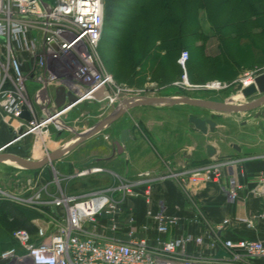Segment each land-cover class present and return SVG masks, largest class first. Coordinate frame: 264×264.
<instances>
[{
  "label": "built area",
  "instance_id": "obj_1",
  "mask_svg": "<svg viewBox=\"0 0 264 264\" xmlns=\"http://www.w3.org/2000/svg\"><path fill=\"white\" fill-rule=\"evenodd\" d=\"M104 16V0H55L50 7H45L41 0H0V114L11 120H22L15 128L24 130L12 142L32 134L37 144L45 147V155L49 157L47 136L50 134V126L62 130L61 118L73 106L85 100L108 101L109 105L120 102L119 88H115L112 82L115 95H91L96 83L90 85L84 81L86 75L94 78L91 72L94 75L98 73L96 64L100 60L97 51L104 31ZM78 42L80 44L74 46ZM71 53L79 58L84 67L88 66L83 74L73 70L69 58ZM24 56L34 59V66L41 71L37 75L42 83L37 93V103L44 105L52 102L48 93L49 86L63 87L78 100L48 112L44 109L45 115L38 117L28 92L29 75L23 67ZM188 58L189 52L183 51L179 63L185 66ZM262 73L264 71L249 69L232 83H218L214 87L208 84L206 89H226L236 83L241 91L254 83ZM24 107L31 116L30 121L22 119ZM236 161L233 158L215 159L197 167L170 168L159 178L174 179L185 189L192 185L219 183L223 168H234ZM101 171L102 168L94 167L78 174ZM113 175V184L81 194L61 191L50 201L41 200L39 192L29 196L5 192L4 197L19 204L39 207L51 202L56 208H63L64 213H51L47 226L38 228L36 238L26 229L16 230L14 237L23 252L18 253L15 247L8 248L1 252L0 261L9 260L11 264H264V241L261 239L221 238L210 234L206 239L203 235L193 233L164 239L163 236L179 224L180 217L167 214L163 207L158 211L152 208L147 211L150 222L155 224L154 242H151L148 234L137 235L133 229V211H126L125 202L130 197L142 194L148 203L151 202L150 186L144 191L140 186L147 180L152 181V174L140 173L134 180L116 173ZM255 178L256 186L252 191L256 196L264 198V169ZM242 189L243 184L235 173L229 177V185L223 188L228 199L233 202L238 199ZM194 207L196 215L192 221H204L201 208L197 204ZM104 220L113 232L127 230L128 238L111 237L100 232L99 226ZM243 220L247 226L254 228L259 221L264 220V212H255ZM228 223L230 219H224L219 227ZM142 228L147 232L149 222ZM192 244L198 246L195 253L189 251ZM206 247L212 251L203 250ZM218 248L223 249V255L217 254Z\"/></svg>",
  "mask_w": 264,
  "mask_h": 264
},
{
  "label": "crops",
  "instance_id": "obj_2",
  "mask_svg": "<svg viewBox=\"0 0 264 264\" xmlns=\"http://www.w3.org/2000/svg\"><path fill=\"white\" fill-rule=\"evenodd\" d=\"M41 1L45 7H50L55 2V0ZM199 44H201V41ZM208 44V54L215 55L219 52L218 40L215 37H212ZM209 47L213 51L210 49L208 52ZM24 59L23 67L29 75L28 92L33 100L37 116L42 118L45 115L44 109L47 112L53 110L58 102L63 103L66 100V96L59 87L49 86L48 93L52 98V102H46L44 105L37 103V93L42 87L37 75L41 71L34 66L31 58L24 56ZM177 95L167 93L151 95L150 97ZM218 96H216L218 99H215V97L213 100L225 101L223 99L219 100ZM237 100L241 101L242 99ZM85 104L88 106H103L102 115L94 124L104 120L115 108L97 101H87L82 105ZM190 108H196V110H190ZM130 111H133L130 124L120 132L115 140L108 142L110 146L91 145L92 141L98 139L97 137H100V135L105 137L107 132L118 126L121 123V118ZM72 112L73 110L62 116L63 130H58L54 125L50 126V134L47 138H49L50 154L54 157L51 162L46 161L47 157L43 153L41 145L36 143L33 145L35 136L32 134L10 143L19 135L20 128L16 129L15 127H18L22 120H11L5 117L4 114H0V148L6 145L0 150V154L12 157L18 156L25 160L30 159L35 164L41 163L37 168H30L13 160L14 158L1 161L0 198H6L3 195L5 192L17 193L22 191L29 193L26 190L27 184L25 183L28 181L34 183L30 188L31 191L35 189V184L40 181V185H43L42 187L46 189L47 193V196L45 195L42 198L40 194V198L43 201H50L54 192L50 190L51 188H49V192L47 185L52 182L51 178L56 169L65 171L68 178L73 179L82 176L78 174L82 170L100 167L103 169L101 172L108 174V180L110 181L114 180L113 174L115 173L134 180L139 177L140 173L150 172L153 180L144 182L140 189L144 191L143 189L150 186L151 202L148 203L143 194L130 197L125 202L126 211L128 209L133 211V229L136 230L137 235L148 234L151 242H154L156 236L155 224L150 222L147 211L150 208L153 211H158L163 207L167 214L180 217L179 224L172 227L163 236L164 239H170L184 233H193L203 235L206 239L210 234L221 238L238 239L248 237L264 241V220L259 221L254 228L247 226L243 220L255 212H264V198L256 196L252 191L256 186V175L264 169V104L256 110L238 113H214L205 108L187 104L134 106L99 133L86 139L76 147L70 148L78 137L77 133L84 131L83 129L75 130L74 127L67 124ZM191 113L202 118L210 117L214 113L213 120L216 123L214 129L212 130L209 124L207 125V131L197 128L189 119ZM88 128L86 127L85 130ZM121 136L125 139V144L121 145L120 148L116 145V142H120ZM35 154L39 157L33 156ZM227 158H233L237 161L234 168H223V175L219 183H209L203 186L192 185L185 189L174 179L159 178L160 175L170 169L169 167H197L211 160ZM80 166H84V168L81 169ZM79 169L81 170L78 171ZM93 173L83 176L92 175ZM232 173L237 174L243 184V189L240 190L239 197L234 202L228 199L223 190L224 186L229 185V177ZM38 191L36 190V192ZM40 191H42V188H40ZM194 204H197L203 211L204 221H192V218L196 215ZM42 205L49 206L51 213L54 211L64 213L63 208H56L51 202ZM41 206L32 208L42 211L44 209ZM51 213L49 216H51ZM227 218L230 219V223L220 228L219 225ZM41 220L47 225L50 219L48 221L44 218L34 219L38 228L44 226L39 224ZM148 222L149 229L146 232L142 226ZM107 226L106 220H104L99 226V231L111 237L128 238L127 230L113 232ZM197 250L198 246L190 245V252L195 253ZM203 250L212 251L207 247ZM217 254L223 255V249L218 248Z\"/></svg>",
  "mask_w": 264,
  "mask_h": 264
},
{
  "label": "trees",
  "instance_id": "obj_3",
  "mask_svg": "<svg viewBox=\"0 0 264 264\" xmlns=\"http://www.w3.org/2000/svg\"><path fill=\"white\" fill-rule=\"evenodd\" d=\"M104 6V31L115 29L117 35H105L103 31L100 45L113 42L118 68L151 67V77L159 80L166 79L168 72L162 71V77H158L160 69L155 65L177 61L181 49L192 46L207 62L209 75L232 83L246 65L255 62L241 53L242 40L256 35L264 37V0H104ZM212 37L218 40L219 52L215 55L207 53ZM237 89L235 83L224 91ZM103 175L90 179L75 177L73 180L80 181L82 190L68 192L81 194L105 187L108 174ZM41 207L44 210L0 198V254L11 247L23 252L14 237L18 229H26L36 238L38 225L34 219L51 218L50 207ZM0 264L11 262L2 260Z\"/></svg>",
  "mask_w": 264,
  "mask_h": 264
},
{
  "label": "rangeland",
  "instance_id": "obj_4",
  "mask_svg": "<svg viewBox=\"0 0 264 264\" xmlns=\"http://www.w3.org/2000/svg\"><path fill=\"white\" fill-rule=\"evenodd\" d=\"M104 33L105 35L108 34L110 36L117 35V33L115 32V29L109 30L105 28ZM242 41H243L242 43L243 48L241 50V53H243V55L246 58L254 59L255 62L254 64L246 65V67L240 72L239 76L242 75L244 71L249 70V69H256L258 71H264V63H262L264 59V37L256 35L255 37H252L250 40L249 38H244ZM250 42H253V43L250 44ZM210 49L211 48L209 47L208 52ZM186 50L189 52L190 58L186 60L185 66L179 63L180 56L177 58V61L170 62L169 60H167L165 64L163 65H159V66L155 65V67H158L160 69L158 73V77H162L160 74L162 71L168 72L166 79H170V81L167 82L166 79L159 80V79L152 78L151 77L152 73L150 70L151 67H145L146 70H144V67H143L144 65L138 66L135 69L131 67V70L129 68L127 69V67H123L122 69L118 68L117 62L115 61L118 57V54L114 50L113 42L100 45L97 51L98 60H100V62L99 64H96L97 65L96 70L98 73L97 74L95 73L94 75L91 72V69H89V71L91 72V75L94 76V78L90 79L89 82L93 81V83L98 84L92 89V91L93 90L97 91V89L102 88L105 93L109 95H115L116 90L112 88L111 85L113 84L115 88L116 87L119 88L117 90L118 92H120L118 93L120 102H118L117 104H110V105L107 104L108 101L103 102L104 104L112 108L118 106L125 99L131 98V97L161 95V94H167V93H172L174 95L183 94V95H188V96L196 97V98H209V99H213L219 95L218 96L219 100L221 99L227 100L228 98L232 96L235 97L236 99L241 98V94L237 93L238 90L224 91V89H220V90L214 91V90L206 89L207 88L206 85L212 82H218L221 85L225 84V82L220 81L221 79H218L208 74L207 69H206L208 67L207 62H205V60L201 57V54L195 47L190 46L189 48L185 47L181 49L180 55L183 51H186ZM211 50L213 51V49ZM69 58L70 60L75 58L76 65L83 66V63H81L78 60L79 58L77 59L76 55L71 53ZM194 61H195V66L193 68ZM31 62L33 63L34 59H32ZM29 67L30 65L28 66V68ZM81 71H82V74L83 72H85L84 67L81 68ZM130 71L134 73H131ZM104 76H106L107 79ZM102 77L104 80L102 79ZM207 77H210V79L207 80L206 79ZM96 78H101L103 82L101 83V79H96ZM200 80H203V81H200ZM97 86H100V87H97ZM215 99H218V98L216 97ZM87 101L88 100L80 102L71 108L73 109V112L71 113V117L69 118V123L67 124L69 126L74 127L75 130H82V129L85 130L86 127L88 128L91 125H93L94 122L99 119L100 115H102V108H103L102 105H95V106L94 105L88 106L87 104L82 105L84 102H87ZM190 110H196V108H190ZM131 116H133V111H130L129 113L125 114L121 118V123L118 126H116L114 129L112 128L109 132H107L105 134V137L103 135H102L103 137L101 135L100 137H97L98 139H95L94 141H92L91 145L110 146L108 142L109 141L112 142L113 140H115L116 137L120 134V132H122L125 129V127L128 126V124H130ZM35 143L37 144L36 138L34 137L33 145ZM42 150H43V153L46 154V151H44L45 150L44 146L42 147ZM31 154H32V151H31ZM33 156H35L36 158L37 156L39 157V155L37 154ZM80 167H82L81 169L84 168V166H80ZM169 168L173 169L172 167H169ZM81 169H79L78 171H80ZM104 173L105 172L93 173L92 175H86V176L82 175V176H78V178L80 177L87 178V179H90L92 177L99 178V177L104 176L103 175ZM51 180L52 182L47 185V190L49 191V188H51L50 190L54 192L53 196L59 195L61 191L64 193L71 194L68 192V190L70 191L72 189L82 190L81 184L79 183L80 181L75 180V179L73 180L72 178H68L65 171H59L56 169L55 174L53 175ZM105 182H106L105 183L106 185L113 184L115 182V179L113 181L108 180ZM25 184H27L26 190H28L29 193H25L22 191L17 192L21 196H29V194L31 195L33 192H36V190H39L38 192H40L41 198L44 197L45 195L47 196V193L45 191L46 189L42 187L43 185H40V181H38L35 184L36 185L35 189L31 191H30V188L33 186L34 183L28 181ZM40 188H42V191H40ZM44 220L46 219L44 218ZM46 221H48V219ZM39 224L41 226L43 225L47 226L46 224L43 223V220L39 221Z\"/></svg>",
  "mask_w": 264,
  "mask_h": 264
},
{
  "label": "water",
  "instance_id": "obj_5",
  "mask_svg": "<svg viewBox=\"0 0 264 264\" xmlns=\"http://www.w3.org/2000/svg\"><path fill=\"white\" fill-rule=\"evenodd\" d=\"M59 89L63 93H65V96L68 102L67 104H65L64 102L59 103L57 100L58 102L57 106L60 107L64 104H65L64 106L66 105L68 106V105L75 103L78 100V98L73 93L66 91L65 88L60 87ZM240 93H241V96L243 97L241 101H238L233 96L228 98L225 101H218V100H213L209 98H196V97H191V96L183 95V94L182 95L179 94L177 96H169V97H165V96L144 97L142 96V97L131 98L130 100L125 101L124 103H121L118 106H116L114 110L104 120H101L95 123L90 128L82 132H78L77 133L78 137L71 144L70 148L76 147L77 145L85 141L86 139L99 133L106 126L114 123L117 119L123 116L129 109L133 108L134 106H141V105L174 106L177 104H187L191 106L202 107L207 110L213 111L214 113L215 112L238 113V112L256 110L258 107L264 104V73L257 76L255 79V82L243 88ZM214 113H212L211 116L207 118H202L194 113H191L189 115V119L191 122L195 124L197 128H199L202 131H207L208 124L210 125V128L213 130L216 124L215 121L213 120V118L215 117ZM22 118L26 119L27 121L31 120V116L28 113L26 107L23 108ZM19 134L20 135L23 134V129L19 131ZM123 144H125V139L121 136L120 142H116V145L120 147ZM4 147H6V145L1 147L0 150H2ZM8 158H14L13 160L17 161L18 163L24 166L30 167V168H34V167L37 168V166L41 164V163H38V164L32 163L30 159L25 160L24 158H21L18 156L12 157L10 155L0 154V162ZM53 159L54 157L50 154L49 157H47L46 161L51 162Z\"/></svg>",
  "mask_w": 264,
  "mask_h": 264
},
{
  "label": "bare ground",
  "instance_id": "obj_6",
  "mask_svg": "<svg viewBox=\"0 0 264 264\" xmlns=\"http://www.w3.org/2000/svg\"><path fill=\"white\" fill-rule=\"evenodd\" d=\"M79 44H80V42L76 43L74 46H78ZM77 61H78V60H77ZM71 64H72V66H73V70H74V71H78L79 73H82L81 68L84 67V66L76 65V59H75V58H73V59L71 60ZM86 68H88V66H85V67H84V70H85V71L87 70ZM88 74H89V73H88ZM90 79H92V78L89 77L88 75H86L84 81L86 82V80H87L86 83H90V85L95 84V83H93V81H92V82H89ZM101 83H102V82H101ZM96 85H98V84H96ZM96 85H95V86H96ZM95 86H94V87H95ZM210 86H212V87H214V86H218V82H212V83H210ZM94 87H93V88H94ZM206 87H209V86L206 85ZM92 93L95 94V95H102V94H105V92L103 91L102 88L97 89V91H94V90H93V91H91V95H92ZM136 97H142V96H136ZM144 97H150V96H144ZM131 98H135V97H131ZM131 98L125 99L122 103H124L125 101L130 100ZM88 101H89V100H88ZM82 102H83V101H82ZM77 104H78V103H77ZM73 107H74V106H73Z\"/></svg>",
  "mask_w": 264,
  "mask_h": 264
}]
</instances>
